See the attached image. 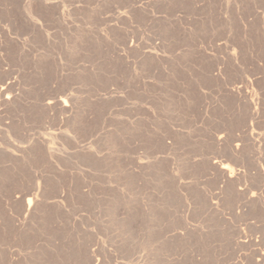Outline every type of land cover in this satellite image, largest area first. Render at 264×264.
<instances>
[{
    "label": "rangeland",
    "instance_id": "rangeland-1",
    "mask_svg": "<svg viewBox=\"0 0 264 264\" xmlns=\"http://www.w3.org/2000/svg\"><path fill=\"white\" fill-rule=\"evenodd\" d=\"M263 256L264 0H0V264Z\"/></svg>",
    "mask_w": 264,
    "mask_h": 264
},
{
    "label": "bare ground",
    "instance_id": "bare-ground-1",
    "mask_svg": "<svg viewBox=\"0 0 264 264\" xmlns=\"http://www.w3.org/2000/svg\"><path fill=\"white\" fill-rule=\"evenodd\" d=\"M5 88H6V87H5ZM1 91H2V90H1ZM57 98H58V97H57ZM69 98H70V97H69ZM55 101H56V100H55ZM58 101H59V100H58ZM62 102H63V101H62ZM51 103H52V102H51ZM55 103H57V101H56ZM64 104H65V103H64ZM47 105H49V104L47 103ZM51 106H53V105H51ZM64 106H65V105H64ZM223 167H226V165H223ZM32 198H33V197H32ZM31 205H32V204H31V199H29V202H28V208L31 207ZM32 207H33V206H32ZM26 208H27V207H26ZM29 209H30V208H29ZM29 209H28V210H29ZM263 257H264V256H263ZM263 257H262V258H263Z\"/></svg>",
    "mask_w": 264,
    "mask_h": 264
}]
</instances>
